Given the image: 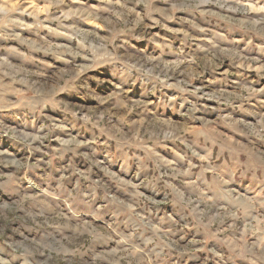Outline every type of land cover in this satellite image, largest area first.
Instances as JSON below:
<instances>
[{
    "label": "clouds",
    "instance_id": "9594fccd",
    "mask_svg": "<svg viewBox=\"0 0 264 264\" xmlns=\"http://www.w3.org/2000/svg\"><path fill=\"white\" fill-rule=\"evenodd\" d=\"M0 264H264V0H0Z\"/></svg>",
    "mask_w": 264,
    "mask_h": 264
},
{
    "label": "rangeland",
    "instance_id": "374dc122",
    "mask_svg": "<svg viewBox=\"0 0 264 264\" xmlns=\"http://www.w3.org/2000/svg\"><path fill=\"white\" fill-rule=\"evenodd\" d=\"M251 75H252L253 77H255V71H253V72L251 73Z\"/></svg>",
    "mask_w": 264,
    "mask_h": 264
}]
</instances>
